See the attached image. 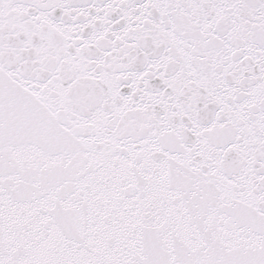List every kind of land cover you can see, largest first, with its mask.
I'll list each match as a JSON object with an SVG mask.
<instances>
[{
    "label": "snow or ice",
    "instance_id": "1",
    "mask_svg": "<svg viewBox=\"0 0 264 264\" xmlns=\"http://www.w3.org/2000/svg\"><path fill=\"white\" fill-rule=\"evenodd\" d=\"M0 264H264V0H0Z\"/></svg>",
    "mask_w": 264,
    "mask_h": 264
}]
</instances>
